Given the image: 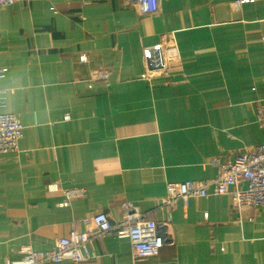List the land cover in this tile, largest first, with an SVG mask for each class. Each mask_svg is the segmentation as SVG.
Here are the masks:
<instances>
[{
    "label": "crops",
    "instance_id": "obj_1",
    "mask_svg": "<svg viewBox=\"0 0 264 264\" xmlns=\"http://www.w3.org/2000/svg\"><path fill=\"white\" fill-rule=\"evenodd\" d=\"M0 68V112L22 124L0 154V264L52 249L88 214L117 221L125 201L170 242L134 261L109 233L97 259L45 264H264V207L160 205L165 183L212 179V157L264 143V0H158L145 15L126 0L16 2L0 7Z\"/></svg>",
    "mask_w": 264,
    "mask_h": 264
},
{
    "label": "built area",
    "instance_id": "obj_2",
    "mask_svg": "<svg viewBox=\"0 0 264 264\" xmlns=\"http://www.w3.org/2000/svg\"><path fill=\"white\" fill-rule=\"evenodd\" d=\"M34 0H0V7L16 2ZM53 3L58 0H46ZM128 5L139 15L152 14L158 7V0H126ZM84 59V56H81ZM3 69L0 68V77ZM109 71L99 68L95 76L107 78ZM5 106L3 91L0 90V107ZM257 121L264 125V116L258 115ZM22 136V124L18 117L9 112H0V154L15 151ZM215 166L217 175L207 181H183L165 183V195L160 198V205L165 207L168 217L178 201L187 202L191 198L208 195L229 194L236 209L264 207V143L251 149L236 153L230 161H221L212 157L208 161ZM245 182V187L240 184ZM210 187V189H209ZM49 191L58 190L56 183L47 186ZM82 194L83 190L67 191L69 196ZM84 230L71 229L65 236L56 239L52 249L36 251L30 246L21 248V258L8 261L7 264H45L70 261L79 263L97 259L98 254L92 248L94 239L111 233L119 238H126L131 247L134 261L140 257L157 252L170 242L165 230V223L156 222L132 202L121 204V215L117 221H111L108 214L98 211L84 216Z\"/></svg>",
    "mask_w": 264,
    "mask_h": 264
}]
</instances>
